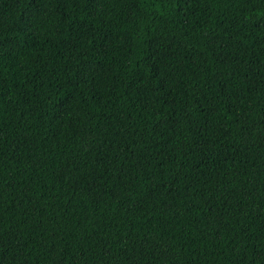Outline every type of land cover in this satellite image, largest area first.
<instances>
[{
  "label": "trees",
  "instance_id": "16d2710c",
  "mask_svg": "<svg viewBox=\"0 0 264 264\" xmlns=\"http://www.w3.org/2000/svg\"><path fill=\"white\" fill-rule=\"evenodd\" d=\"M0 264H264V0H0Z\"/></svg>",
  "mask_w": 264,
  "mask_h": 264
}]
</instances>
